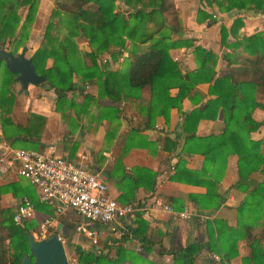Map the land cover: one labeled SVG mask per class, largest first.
Here are the masks:
<instances>
[{"label":"crops","instance_id":"0c3cea01","mask_svg":"<svg viewBox=\"0 0 264 264\" xmlns=\"http://www.w3.org/2000/svg\"><path fill=\"white\" fill-rule=\"evenodd\" d=\"M47 1L50 3V0ZM47 1L37 0L34 20L25 39V57L30 58L43 42V30L37 35L35 23L37 16L45 17L44 28L54 6L50 7L46 16L42 15V7ZM199 3V0H166L165 5L170 6V10L162 15L167 24L177 27L176 32L170 33L172 40L181 43L168 50V57L184 74L197 70L195 46L209 51L215 58L212 84L216 78L229 74L222 55L227 54L228 62H232L233 58L248 55L242 48L244 37L258 33L264 38V12L244 10L227 13L215 5L212 8L205 6L207 12L215 11L213 18L204 19L196 14L201 8ZM89 6L94 7L91 3ZM114 7V11L124 12L126 17V5L114 0ZM172 15L176 17L175 21ZM237 18H240V24L231 29ZM220 28L225 29L226 43L221 41ZM147 31H153V27L149 25ZM74 39L78 68L81 65L89 66V58L85 56L90 50L87 39L82 36ZM147 44L137 45L138 50L142 51ZM130 45L131 41L126 38L123 47L111 45L96 56L99 70L115 73L109 80L117 93L112 94L114 98L108 97L102 78L97 80L96 77L87 80L73 76L72 90L65 93L58 108L52 88L28 84L25 92L19 91L15 78L7 87L5 97L8 98V118L12 124L7 129L13 132L15 127L28 126L31 135V138L23 139L24 133L15 130L14 133L19 135L13 141L15 147L63 156L98 172L112 199L140 209L136 217L133 214L118 217L113 224L114 231L108 225L95 223L96 246H90L87 238L77 236L75 229H70L68 237L64 239L72 238L69 244L73 253L70 257L66 256L67 261L69 264H79L74 252L79 249L89 250L121 264H182L173 258V254L183 256L187 264H244L245 258H250L249 264H252V255L258 264H264V187L253 196V189L264 183L262 175L259 171H253L239 180L238 158L234 154L218 155L209 162V171L214 178L209 173L202 174L204 163L200 151L203 147L197 145L196 140H191L194 136L205 139L223 132L221 107L207 117L201 116L197 124L192 120L186 121V116L195 108H203L216 98L210 91V84L191 83L186 95L179 100L176 99L177 88L164 91V83L159 86L156 97L151 96L148 84L138 91L133 90L125 79L127 48ZM51 63L52 59L48 57L44 68H49ZM232 67L236 66L233 64ZM1 68L0 65V77ZM176 102L178 104L172 105ZM263 112L264 107L254 109L252 119L263 121L264 115L259 116ZM36 116L42 119L39 130ZM250 139L259 140L260 153L264 157V127L251 132ZM32 140H36L38 145L34 146ZM6 181L16 182L20 178L0 173V183ZM23 198L31 201L26 196L20 199ZM0 199V204L11 211L12 205L20 201L7 193L1 194ZM246 199L249 200L240 210ZM213 202L218 203L214 208L211 206ZM254 203L257 208H254ZM162 204L173 213L186 211L189 217L173 218L165 213ZM52 210V206L41 212L33 209L31 216L36 225L52 216L47 237L54 230L56 232L58 222L65 226L70 223L75 227L81 221L68 208L59 214H53ZM131 228L138 229L139 235L147 243H140L133 237ZM73 231L75 236L72 237ZM189 243H195L199 248L197 253L191 255V263L189 255L179 252ZM220 244L229 260L223 257ZM215 247L219 251H214Z\"/></svg>","mask_w":264,"mask_h":264},{"label":"trees","instance_id":"16d2710c","mask_svg":"<svg viewBox=\"0 0 264 264\" xmlns=\"http://www.w3.org/2000/svg\"><path fill=\"white\" fill-rule=\"evenodd\" d=\"M52 1L54 6L44 26L43 42L33 51L30 60L34 71L40 76H45L42 85L54 90L57 108L65 93L72 90L73 76H80V79L87 80L94 77L97 80L102 78L105 93L109 98H114L112 94L115 92L113 90L115 88L109 83V80L115 73L99 70L96 56L105 52L108 46L123 47L126 38L131 41V45L127 48L128 61L125 79L126 84L133 90L138 91L148 84L151 87V96L156 97L159 93V86L164 83L162 88L164 91L177 88L176 99L179 100L186 95L191 83L208 82L210 84L213 75H215L214 55L199 47L193 48L197 64L195 72L181 73L176 64L168 57V50L181 43L172 40L170 33L176 32L177 27L174 24H167L162 15L163 12L170 10V6L165 5L166 0H120L127 7L126 17L124 12L114 11V0ZM199 2L201 8L196 14L204 19L205 17L213 18V11H215L213 9V11L207 12L204 10L205 6L212 8L215 5L219 10L227 13L244 10L264 12V0H199ZM36 3L37 0H0V48H4L7 43L9 45L8 50L14 54L18 47L25 45L28 30L36 13ZM89 3L93 4L94 7L89 6ZM23 9H26L24 13L21 12ZM172 16L175 21L176 17ZM238 24H240V18L236 19L231 29ZM149 25L153 27L151 32L147 31ZM219 32L222 43H226L225 29L220 28ZM79 36L88 41L90 50L85 53V56L89 58L90 64L89 66L81 65L78 68L74 38ZM243 40L242 48L248 55L233 58L232 62H228L227 54L222 55L227 68H229V74L222 78H216L210 84L211 86L209 85L210 91H213L216 98L209 101L203 108H195L186 116V121L192 120L197 124L201 116L207 117L212 111L221 107L224 121L223 132L216 136H208L205 139H197L196 136L191 139L196 140L197 145L203 147V150L200 151L204 163L201 173L205 175L209 173L214 178L213 173L209 171L211 170L209 162L218 155L234 154L238 158L237 175L239 180L246 178L253 171H259L264 182V157L260 153V142L257 139H250L251 132L257 131L258 127H264V120L258 122L251 117L254 109H263L264 107V102H262L264 97V38L263 35L254 33L244 37ZM143 43L148 44L142 51H139L137 45ZM48 57L52 59V63L49 68H44ZM233 64L236 67H232ZM0 65L2 66V76L0 77V128L2 136L0 140L4 139L3 141L12 149H19L20 147L17 148L13 145V141H16L17 136H19L14 131L23 132V139L24 137L31 138V135H29L28 126L26 128L15 127L12 129L13 132H9L7 129L12 124L8 118V98L5 97V94L8 85L14 81L16 75L6 70L2 60H0ZM176 104L178 103L172 105ZM35 118L37 120L36 127L39 130L42 126V119L38 116ZM27 134L28 136H26ZM32 141L34 146L38 145L36 140ZM28 184L31 185L29 182ZM263 187L264 183L258 184L253 189V196L257 195V192ZM29 189L20 181L0 183V195L7 193L15 199L26 196L31 199L33 209L39 212L50 209L48 204L39 203L32 190ZM248 200L242 202L240 210ZM217 205L218 203H211L212 208ZM254 208H257L255 203ZM238 213L240 214L241 211ZM137 214L134 213L133 216L136 217ZM35 226L33 217L23 220L20 225L14 224L11 210L2 207L0 204V264H20L21 256L28 254L26 236L34 230ZM66 226L74 230V226L70 223ZM130 231L140 243H147L139 235L138 229L131 228ZM219 248L223 252V257L229 260L230 257L224 251V247L220 244ZM216 250L219 251L215 247L214 251ZM198 251L199 248L195 243H189L179 252L189 255V263H191L193 260L191 255L193 256ZM74 252L79 264L119 263L89 250L75 249ZM250 257L252 264H258L256 257L253 255ZM173 258L177 262L187 264L185 258L180 254L178 256L173 254ZM249 259L245 258L243 263L249 264Z\"/></svg>","mask_w":264,"mask_h":264},{"label":"built area","instance_id":"2783aa9c","mask_svg":"<svg viewBox=\"0 0 264 264\" xmlns=\"http://www.w3.org/2000/svg\"><path fill=\"white\" fill-rule=\"evenodd\" d=\"M0 173L26 179L35 188L39 202L53 207V214L62 213L65 208L70 209L81 220L74 227L77 236L90 239L95 246V223L108 225L114 231L113 224L118 217L130 216L140 210L112 199L98 172L52 153L12 149L3 140H0ZM162 209L173 218L189 217L186 211L173 213L165 204H162ZM32 212L31 201L27 198L20 199L12 212V222L20 225L23 220L32 216ZM52 219L49 216L39 224L41 237L47 235ZM56 237L64 246V237L60 234H56Z\"/></svg>","mask_w":264,"mask_h":264},{"label":"water","instance_id":"95a60500","mask_svg":"<svg viewBox=\"0 0 264 264\" xmlns=\"http://www.w3.org/2000/svg\"><path fill=\"white\" fill-rule=\"evenodd\" d=\"M26 46H22L16 54L5 48H0V60L6 70L15 74V81L19 84V91H26L28 84L40 85L45 81V76H40L34 71L29 57H25ZM56 232L44 239H35L31 233L27 234L28 254H23L20 264H68L62 242L56 237L59 232L62 237H67L70 229L58 222Z\"/></svg>","mask_w":264,"mask_h":264},{"label":"rangeland","instance_id":"374dc122","mask_svg":"<svg viewBox=\"0 0 264 264\" xmlns=\"http://www.w3.org/2000/svg\"><path fill=\"white\" fill-rule=\"evenodd\" d=\"M47 1V0H46ZM49 1H47V2H45V4H44V7H42V9H43V14L42 15H45L46 16V14L48 13V11H49V9H50V7L51 6H53L54 5V3H51V0H50V3H48ZM26 11V9H23V11H21L22 13H24ZM33 20H34V17H33ZM46 19H45V17H42V16H40V17H38L37 16V20H36V23H35V26H36V32H37V35L39 34V32H40V34H41V32H42V30H44V28H43V22L45 21ZM7 42H8V40H7ZM7 47H9V45H7V43L4 45V48H6L7 50H8V48ZM262 102H264V97L262 98ZM264 115V112L263 113H259V116H263ZM260 117V118H261ZM20 182L21 183H24L27 187H28V189L31 191L32 190V193L35 195V193H36V190H35V188L32 186V185H29L28 184V181L26 180V179H23V178H20ZM15 205L16 204H13L12 205V211H14V207H15ZM2 206V205H1ZM3 207V206H2ZM11 211V212H12ZM33 232H31L32 234V236H33V238H35V239H44V238H46V236L45 237H41V229H39V225L37 224L36 226H35V228H34V230H32ZM48 232V231H47ZM73 235L75 236V233H74V231L73 232H71V236L73 237ZM100 235V237H102V234H99ZM98 236V235H97ZM68 237V236H67ZM72 238L71 237H69L68 239H64V250H65V254H66V256L67 257H70L71 256V254L73 253V249H72V246H70V244H69V240H71ZM80 239V238H79ZM86 240H88V242H89V244H90V246H93L92 245V243H91V240L90 239H86Z\"/></svg>","mask_w":264,"mask_h":264}]
</instances>
